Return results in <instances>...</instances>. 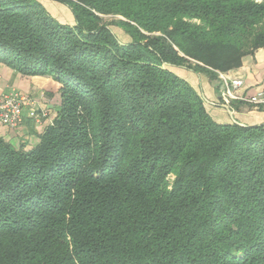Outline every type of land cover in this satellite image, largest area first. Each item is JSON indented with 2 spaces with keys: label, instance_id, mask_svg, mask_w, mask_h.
<instances>
[{
  "label": "trees",
  "instance_id": "16d2710c",
  "mask_svg": "<svg viewBox=\"0 0 264 264\" xmlns=\"http://www.w3.org/2000/svg\"><path fill=\"white\" fill-rule=\"evenodd\" d=\"M55 1L73 24L0 0V61L62 85L37 145L0 137V264H264V124L218 122L176 72L241 68L264 0Z\"/></svg>",
  "mask_w": 264,
  "mask_h": 264
},
{
  "label": "crops",
  "instance_id": "0c3cea01",
  "mask_svg": "<svg viewBox=\"0 0 264 264\" xmlns=\"http://www.w3.org/2000/svg\"><path fill=\"white\" fill-rule=\"evenodd\" d=\"M43 1L51 0H42L41 2L43 3ZM181 69L184 74L177 70L176 72L187 79L205 99L209 111L218 122L232 123L236 121L242 125L264 124V105L258 107L238 102L231 108L211 106L209 103L220 101L219 80H211L206 74L195 72L186 67H181ZM230 73H238L244 77L245 87L242 92L246 95H254L258 91L264 90V49H259L254 55L246 56L242 67L230 71ZM61 87L62 85L52 76L22 75L6 62L0 61V96L16 90L36 99L41 108L50 110V116L45 117L41 122L25 117L23 124L17 129L0 124V137L18 149L37 145L41 133L52 124L57 116L62 101Z\"/></svg>",
  "mask_w": 264,
  "mask_h": 264
},
{
  "label": "built area",
  "instance_id": "2783aa9c",
  "mask_svg": "<svg viewBox=\"0 0 264 264\" xmlns=\"http://www.w3.org/2000/svg\"><path fill=\"white\" fill-rule=\"evenodd\" d=\"M218 80L220 101L209 103L211 106L231 108L234 102H244L258 107L264 105V90L254 95L242 92L245 87L242 75L219 72ZM49 116L50 110L41 108L38 101L29 95L12 90L0 96V124L4 126L17 129L23 124L25 117L41 122Z\"/></svg>",
  "mask_w": 264,
  "mask_h": 264
},
{
  "label": "rangeland",
  "instance_id": "374dc122",
  "mask_svg": "<svg viewBox=\"0 0 264 264\" xmlns=\"http://www.w3.org/2000/svg\"><path fill=\"white\" fill-rule=\"evenodd\" d=\"M51 1H43V3L54 18L66 24H73L75 22V16L68 6L64 4L58 5L59 2L55 0ZM121 19L124 20L121 17L105 16L104 24L108 25L121 41L128 42L131 40L129 35H127L123 28H121L117 24L115 25V22ZM176 70L180 73H183L181 67L176 68Z\"/></svg>",
  "mask_w": 264,
  "mask_h": 264
}]
</instances>
